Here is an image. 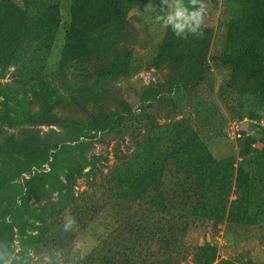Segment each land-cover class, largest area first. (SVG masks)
<instances>
[{
  "label": "trees",
  "instance_id": "obj_1",
  "mask_svg": "<svg viewBox=\"0 0 264 264\" xmlns=\"http://www.w3.org/2000/svg\"><path fill=\"white\" fill-rule=\"evenodd\" d=\"M80 1L74 0L67 58L61 67L70 63L69 71L76 80L127 75L137 58L121 43L139 0H101L92 4L94 13L89 16L79 9ZM23 2L24 7L0 15V98H4L0 101V124L14 128L27 117L34 127L10 132L0 126V205L6 204L0 218L13 209L7 203V191L15 176L45 164L51 153L66 147L79 151L75 166L65 171L68 192L61 202L65 217H75L77 223L65 231V217L55 222L57 226L45 242L51 256L69 251L78 236L102 223L103 232L94 229L98 245L74 264H180L186 258L182 252H189L185 240L190 230L207 221L215 227L226 222L234 171L238 198L228 220H252V181L258 180L264 188V150L242 145V161L235 169L234 163L220 162L212 155L186 119H174L167 111L174 103L173 93L210 82V62L227 70L219 97L233 117L240 116L248 101L263 108L264 25L221 46L213 45L209 26H201L198 33L202 30V35L188 34L186 38L176 37L169 26L155 53V60L168 70L166 81L161 87L142 88L136 109L120 96L88 94L59 111L44 83L33 81L31 84H38L43 91L34 95L36 107L23 115L14 109L19 102L3 80L27 56L38 60L36 72L41 76L58 25L54 17L47 20L48 0ZM227 10L234 15L232 7ZM19 80L20 73L16 86L27 85ZM40 125L56 128L43 132L37 127ZM98 139L108 140L111 152L94 154ZM110 159L114 160L111 167ZM77 176L85 184L78 198L70 193ZM36 186L45 200L46 192ZM28 212L42 220L33 208L28 207ZM192 257L195 264H212L217 250L210 245L197 246Z\"/></svg>",
  "mask_w": 264,
  "mask_h": 264
},
{
  "label": "rangeland",
  "instance_id": "obj_2",
  "mask_svg": "<svg viewBox=\"0 0 264 264\" xmlns=\"http://www.w3.org/2000/svg\"><path fill=\"white\" fill-rule=\"evenodd\" d=\"M48 1L47 20L54 17V20L58 19V25L54 30L46 68L39 76L36 72L38 60L29 59L27 56L20 60L17 67H12L7 78L3 80L4 85H10L7 88L10 89L11 94L16 95V100L19 102L15 105V110L24 115L29 109L36 107L34 95L43 90L37 87L38 84L33 86L31 84L33 81L44 83L47 94L56 99L54 107L59 111L70 107L75 98L88 94L111 98L120 96L126 98L136 109L140 105L137 93L142 88L151 85L161 87L165 83L168 70L164 64L155 60L157 47L165 31L162 23L156 20V16L160 14V0H151L153 4L151 10L146 9L150 0H139L131 11L130 25L121 45L134 51L136 64L127 75L105 80H76L69 71L72 67L70 63L64 65L65 68L61 67L67 58L66 39L71 28L74 0ZM100 1L81 0L79 9L89 16L94 13L92 4L95 6ZM215 1L217 2L202 0L206 8L202 25L211 27L214 46L226 44L231 39L237 40L241 35L253 33L264 25V0ZM169 3L172 4L173 0H169ZM184 3L187 4L188 0H184ZM14 7H24L23 0H0V15L5 17L4 15L11 12ZM228 7H232L235 17L229 15ZM102 15L103 12L100 13V16ZM34 48L33 45L32 49ZM261 49L264 50V47ZM210 66V82L194 90H180L173 93L174 103L167 114L174 119H186L199 132L218 161L232 162L237 169L242 161L240 158L242 145L248 144L253 149L264 150V107H258L254 102L248 101L240 110V116L233 117L231 109H226L219 97L223 80L228 75L227 70L213 62H210ZM19 73L20 80L24 81L26 86L22 84L16 86ZM3 99L1 97L0 101ZM26 118L20 120L14 128H9L6 124L0 126L9 129L10 132H17L32 126ZM164 122L165 120H161V123ZM37 127L43 132L56 128L48 125ZM95 143L92 151L94 154L107 155L111 152V146L107 144L108 140L98 139ZM78 151L61 148L51 153L45 164L17 174L9 183L7 203L13 209L9 215L0 218V264H44L46 257L51 264L55 262L74 264L98 245L97 233L94 231L101 226L104 227L105 224L102 223L97 224V227H89L83 235L78 236L68 247L69 251L68 249L57 251L51 256L45 248L46 235L57 226L56 221H62L65 217L66 211L62 208L61 202L66 200L68 192L65 171L68 167L75 166L73 160L75 158L77 160ZM108 164L110 167L113 166L114 160L110 159ZM236 178L234 171V184L229 195L226 222L215 227L213 222L207 221L190 230L185 240V247L189 252L187 254L185 251L182 252L186 258L180 264H195L192 253L195 247L204 245L213 246L217 250V259L212 264H264V188L258 180L252 181L253 196L250 202L254 211L251 213L253 216L251 221L249 219L239 222L229 221L228 218L232 209L236 207L234 203L238 198ZM36 185L46 192L45 200L40 197V190ZM84 189V181L77 176L76 184L70 193L78 198ZM5 206L6 204L0 205V213ZM28 207L41 215L42 220L30 215ZM98 231L103 232L104 229L100 228Z\"/></svg>",
  "mask_w": 264,
  "mask_h": 264
},
{
  "label": "clouds",
  "instance_id": "obj_3",
  "mask_svg": "<svg viewBox=\"0 0 264 264\" xmlns=\"http://www.w3.org/2000/svg\"><path fill=\"white\" fill-rule=\"evenodd\" d=\"M146 9H153L151 0ZM159 12L156 20L162 23L164 29L171 26L176 37L186 38L188 34L202 35V30L198 33L206 15V8L202 0H188L187 4L184 3V0H173L172 4L169 3V0H160ZM65 219L67 222L64 225V230L69 231L77 221L75 217L70 216H66ZM44 264H51L47 257Z\"/></svg>",
  "mask_w": 264,
  "mask_h": 264
}]
</instances>
